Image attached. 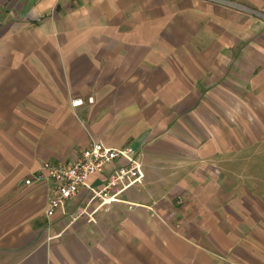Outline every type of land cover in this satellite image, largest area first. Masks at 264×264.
<instances>
[{
	"label": "crops",
	"instance_id": "0c3cea01",
	"mask_svg": "<svg viewBox=\"0 0 264 264\" xmlns=\"http://www.w3.org/2000/svg\"><path fill=\"white\" fill-rule=\"evenodd\" d=\"M91 142L141 184L47 218ZM0 264H264V0H0Z\"/></svg>",
	"mask_w": 264,
	"mask_h": 264
},
{
	"label": "built area",
	"instance_id": "2783aa9c",
	"mask_svg": "<svg viewBox=\"0 0 264 264\" xmlns=\"http://www.w3.org/2000/svg\"><path fill=\"white\" fill-rule=\"evenodd\" d=\"M233 5V3H225ZM91 102V99H88ZM83 104V99L71 100V106ZM119 162L107 175L106 181L101 186H94L90 182L93 176L104 172L108 163ZM43 168L48 171V178L53 182L52 196L45 209V216L50 218L59 208H64L66 203L78 197L80 191L86 190L88 198L86 207L97 201L98 207L90 212L80 208L71 217L74 221L81 216H86L88 221L95 222L94 214L103 205L113 203L118 196L135 184H141L144 173L138 155L131 146L125 148L106 147L101 142H91L83 149L78 157L70 164H51L45 162ZM31 181L26 180L29 184Z\"/></svg>",
	"mask_w": 264,
	"mask_h": 264
},
{
	"label": "rangeland",
	"instance_id": "374dc122",
	"mask_svg": "<svg viewBox=\"0 0 264 264\" xmlns=\"http://www.w3.org/2000/svg\"><path fill=\"white\" fill-rule=\"evenodd\" d=\"M91 182V181H90Z\"/></svg>",
	"mask_w": 264,
	"mask_h": 264
}]
</instances>
